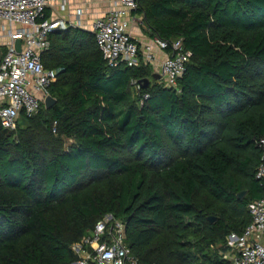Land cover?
<instances>
[{"label":"trees","instance_id":"16d2710c","mask_svg":"<svg viewBox=\"0 0 264 264\" xmlns=\"http://www.w3.org/2000/svg\"><path fill=\"white\" fill-rule=\"evenodd\" d=\"M139 3L150 35L192 52L183 76L165 87L144 61L110 66L91 31L50 34L56 102L0 122V264H72L113 218L143 264H232L227 236L264 195V0Z\"/></svg>","mask_w":264,"mask_h":264},{"label":"built area","instance_id":"2783aa9c","mask_svg":"<svg viewBox=\"0 0 264 264\" xmlns=\"http://www.w3.org/2000/svg\"><path fill=\"white\" fill-rule=\"evenodd\" d=\"M92 0H0V122L17 129L23 114L32 116L45 104L58 70L46 67L42 54L49 49V36L56 30L80 27L91 31L108 64L112 67L139 66L141 61L158 72L165 87H176L192 52L183 39H166L158 33L140 44L131 27L146 25L144 14L135 16L139 0H108L101 12L90 9ZM48 13V15H47ZM1 38L4 40L2 41ZM21 38V50L16 40ZM164 53L157 60L158 52ZM137 91L139 80L132 79ZM144 94L143 98H147ZM264 146V138L260 139ZM264 184V162L257 169ZM251 223L242 233L227 236L228 249L222 253L232 264H264V195L249 204ZM77 259L72 264H143L127 244L125 222L100 219L81 240L73 243Z\"/></svg>","mask_w":264,"mask_h":264},{"label":"water","instance_id":"95a60500","mask_svg":"<svg viewBox=\"0 0 264 264\" xmlns=\"http://www.w3.org/2000/svg\"><path fill=\"white\" fill-rule=\"evenodd\" d=\"M16 48L18 51L21 50V38H18L16 40ZM1 56H2V48L0 47V59H1ZM153 77L154 78H159L160 77V74L158 72H154L153 73ZM139 84L141 85L142 88H147L150 84V78L149 77H144V78H141L139 79ZM56 102V99L51 96V95H48L45 99V107L46 108H50L54 105V103ZM4 132L9 134L10 133V130L7 129V128H4ZM247 193V191H241L238 193V197L239 198H242L245 194ZM210 219L211 220H214L215 217L214 216H210Z\"/></svg>","mask_w":264,"mask_h":264},{"label":"crops","instance_id":"0c3cea01","mask_svg":"<svg viewBox=\"0 0 264 264\" xmlns=\"http://www.w3.org/2000/svg\"><path fill=\"white\" fill-rule=\"evenodd\" d=\"M108 7L109 5L107 4V6L102 7L101 11L107 9ZM134 13H135V16L140 15V13L138 12H134ZM141 27H142L141 25L138 26L136 23H133L131 29L134 32L135 36L137 37L139 43L142 45V44H145L149 40L150 32L148 31L146 26H144L143 28ZM157 57H158L157 59L158 61L161 60L164 57V53L159 51ZM260 241L264 244V235L262 238H260Z\"/></svg>","mask_w":264,"mask_h":264},{"label":"rangeland","instance_id":"374dc122","mask_svg":"<svg viewBox=\"0 0 264 264\" xmlns=\"http://www.w3.org/2000/svg\"><path fill=\"white\" fill-rule=\"evenodd\" d=\"M107 2H108V0H92L90 2V6L89 7H90L91 10H93L94 13L95 12H101L102 7L107 6V4H108ZM144 26H142L141 28H143ZM1 40L3 41L4 39L1 38Z\"/></svg>","mask_w":264,"mask_h":264}]
</instances>
